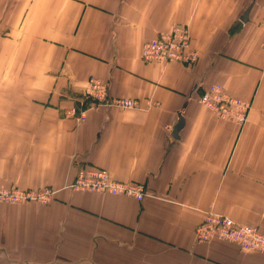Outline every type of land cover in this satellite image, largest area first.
<instances>
[{
	"label": "crops",
	"instance_id": "crops-1",
	"mask_svg": "<svg viewBox=\"0 0 264 264\" xmlns=\"http://www.w3.org/2000/svg\"><path fill=\"white\" fill-rule=\"evenodd\" d=\"M263 21L264 0H0V188L56 189L0 201V264H264L195 235L209 210L264 233ZM179 23L198 61L144 62ZM91 77L140 108L88 107ZM214 83L250 103L243 126L198 100ZM85 164L147 195L67 188Z\"/></svg>",
	"mask_w": 264,
	"mask_h": 264
},
{
	"label": "built area",
	"instance_id": "built-area-1",
	"mask_svg": "<svg viewBox=\"0 0 264 264\" xmlns=\"http://www.w3.org/2000/svg\"><path fill=\"white\" fill-rule=\"evenodd\" d=\"M263 37L261 46L264 49V21L262 22ZM144 62L159 64L183 63L193 65L199 59V52L191 45L190 28L187 24H176L170 31L161 32L146 41L141 50ZM86 96L89 106L107 105L119 108H140L137 100L129 97L113 98L108 95L107 84L98 78L91 77L88 81ZM198 100L219 118L231 119L243 126L248 117L250 103L228 94L220 83L212 84ZM85 110L77 117L81 122L85 119ZM73 190L104 192L115 195H127L141 201L147 195L144 183L114 178L111 173L94 165H80L75 178L66 184ZM56 192L55 188H21L10 187L0 189V201L4 202H38L47 203ZM196 239L199 242L227 240L238 243L243 249L264 252V233L256 225L240 223L233 218L205 211L203 220L196 226Z\"/></svg>",
	"mask_w": 264,
	"mask_h": 264
},
{
	"label": "water",
	"instance_id": "water-1",
	"mask_svg": "<svg viewBox=\"0 0 264 264\" xmlns=\"http://www.w3.org/2000/svg\"><path fill=\"white\" fill-rule=\"evenodd\" d=\"M252 5H253V2H252V3L249 5V7L244 11V13H243V15H242V17H241V20H242V21H246V20H248L249 12H250V10H251ZM183 124H184V119L181 118L180 121L178 122V124H177V125L175 126V128H174V135H175V136H178L177 134H178V132H179V130L181 129V127H182Z\"/></svg>",
	"mask_w": 264,
	"mask_h": 264
},
{
	"label": "rangeland",
	"instance_id": "rangeland-1",
	"mask_svg": "<svg viewBox=\"0 0 264 264\" xmlns=\"http://www.w3.org/2000/svg\"><path fill=\"white\" fill-rule=\"evenodd\" d=\"M10 187H17V186H10ZM10 187H3V188H10ZM0 189H2V188H0ZM224 215V214H223Z\"/></svg>",
	"mask_w": 264,
	"mask_h": 264
}]
</instances>
